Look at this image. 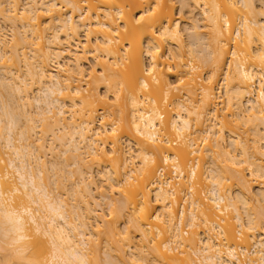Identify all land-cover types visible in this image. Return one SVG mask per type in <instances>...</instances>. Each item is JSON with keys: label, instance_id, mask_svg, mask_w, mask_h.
Returning <instances> with one entry per match:
<instances>
[{"label": "bare ground", "instance_id": "bare-ground-1", "mask_svg": "<svg viewBox=\"0 0 264 264\" xmlns=\"http://www.w3.org/2000/svg\"><path fill=\"white\" fill-rule=\"evenodd\" d=\"M17 1L0 0V19L11 25L9 30L14 34L9 40L12 43L8 42L4 37L7 34L0 26V68L4 69L0 76V144L6 156L4 158L0 152V252L9 258L5 263L96 264L99 261L96 247L89 245L97 230L95 227L104 222L105 235H110V238L121 235L120 240L129 242V251L134 247L130 246L131 226L143 244L144 240L150 243L149 246L153 244L151 250L155 262L149 264H264V240L258 237L255 240V236L247 231H258L257 234L264 235V210L261 212L263 208H257L253 211L248 206L251 201L248 198V202L246 197L252 195L249 175L255 181L262 179L259 182L264 185V163H257L259 159L254 156L256 160L253 161L249 154L251 145L234 129V126H239V119H247V124L256 126V129L251 127L256 133L252 136L258 138L252 139L253 143L256 145L264 140V22L253 15L257 12L256 5H262V0H180L179 7L173 5L172 0H31L32 4L29 2V7L25 8H20ZM7 5L12 6L7 9ZM183 24H187L185 30L191 32L187 44ZM82 32L84 42L80 40ZM86 65H89L88 70ZM202 68L209 75L198 84L194 71H205ZM221 71H224L225 108L229 110L225 114L233 112L232 116L236 118L234 125L227 119V114L223 113L225 116L219 119V109L215 106L216 77ZM27 79L38 85L39 95L36 97L28 94ZM101 89L109 101L100 99ZM6 90L12 91V97L15 95L11 101L8 100L10 105L4 100ZM180 93L188 96L186 100L189 103H184ZM16 96L19 97L16 99ZM111 101L116 107L110 106L113 107L110 110L107 103L111 105ZM28 106L30 109L34 106L32 112ZM168 106L175 111L170 112ZM98 112L102 114L101 119H108V113L113 122L118 119V127L111 120L109 125L100 122L97 125ZM205 115L206 119H203ZM201 119L211 120L212 124L205 127L208 121L201 123ZM243 121L241 123L246 120ZM201 124L205 130L201 129ZM40 126L41 129L43 127L40 133L44 136L40 135L35 141L31 134ZM226 129L232 143L234 141L236 155L220 143ZM161 130L164 131L166 145L169 144L166 135H171L175 138L172 145H179V148L166 147L163 142L158 145L162 140H159ZM192 130L206 134L202 133L205 135L202 141L209 139V135L217 137L213 145L212 142L207 143L205 152H214V148L225 156L228 164L241 168V164H246L245 169L250 171L248 176L240 167L239 172L232 169L224 172L220 162L213 158V166L206 170L205 177L209 180L203 192L206 197L205 194L204 198L194 197L190 193L194 190L191 182L197 180V173L203 169L198 166L199 162H192L189 155L199 151L200 157L204 158V151L201 148L193 150L196 140L194 136L192 138L195 135ZM124 135L128 137L129 150L135 142L133 147L137 146L136 151L141 158L140 166L135 169L127 167L135 156H129L127 153L131 151L120 147V139ZM46 137L51 143L48 148ZM179 141L182 143L178 144ZM261 145L256 147L255 153L264 158ZM47 151L57 158L49 162ZM125 153L129 161L124 158ZM158 155L159 159L163 158L164 165L171 163L177 178H184V169L189 166L185 179L188 178L186 182L191 184L189 194H186L191 200L188 207L181 204L177 214L176 207L173 209L171 205L176 201L171 198L178 194L174 193L175 185L174 188L164 187V183L155 186L157 165L153 162H158ZM88 158L97 164L105 163L98 176L102 175L108 181L105 182L106 190L96 184ZM197 167L201 172H197ZM138 171L141 178L135 175ZM61 178L68 181V185L71 183L69 193L63 192L66 189ZM233 179L239 185V192H247L238 193V196L225 192L224 181ZM133 180H137V184ZM52 183H59L56 190L62 189L61 192L72 196L75 203L70 202V198L64 199L62 193L58 195L53 188L56 185ZM126 185L134 186V190ZM152 185L155 187L151 194ZM115 190L121 193L119 199L115 201L116 197L111 196L114 201H109L108 193L113 194ZM260 190L264 201V187ZM95 194L104 202L109 201L110 222L93 208L91 203L102 208V203L96 202ZM121 195L123 198L120 199ZM176 198L180 200L181 197ZM152 202L157 210H154ZM241 206L246 215H243ZM127 209L132 213L126 218L130 224L127 229L130 230L124 228V236L116 225L125 217ZM9 210L19 218L18 223L9 225L3 218L2 214ZM218 212L233 213L237 226L229 220L231 215L228 220L224 217L218 221ZM165 215L169 216L165 220L170 231H165V224L159 223L165 222ZM200 217L205 226L209 223L201 238L193 229L199 224ZM92 219L96 221L94 226ZM165 223L166 230H169ZM183 223L191 228V235L181 230ZM236 227L240 228L239 234L245 233L242 245L237 243ZM153 228L154 233L151 231ZM164 232L168 235L170 232L168 239L167 236L162 238ZM217 234L224 237L226 242L221 241L225 242L224 247ZM195 235L200 243L196 242ZM249 237L254 242L247 250ZM121 248V254H126ZM142 251L138 258L132 251L129 257L145 264L147 254ZM112 259L115 258L109 254L102 263L116 264Z\"/></svg>", "mask_w": 264, "mask_h": 264}, {"label": "rangeland", "instance_id": "rangeland-1", "mask_svg": "<svg viewBox=\"0 0 264 264\" xmlns=\"http://www.w3.org/2000/svg\"><path fill=\"white\" fill-rule=\"evenodd\" d=\"M173 2H172V4L173 5H176L177 7H179V5L181 4L180 3V0H172ZM259 1V0H258ZM18 2V1H17ZM31 3V0L29 1V0H19V2H18V5H19V7L21 6H24L23 8H25V7H27L28 6V4L30 5V3ZM261 3V2H260ZM259 2L257 3V4H260ZM32 4V3H31ZM7 6H9V7H6L7 9H9V8H11V6L10 5H7ZM258 8H257V12L256 13H254L253 15L254 16H258V20H260L261 22H264V0H262V5L260 4V5H256ZM20 7V8H21ZM29 7V6H28ZM242 7V6H241ZM242 9H244V8H242ZM179 11V10H178ZM177 11V12H178ZM198 19H200V17L198 16L197 17ZM250 19H252V17H250ZM4 24V25H3ZM201 24V23H200ZM8 25H10V24H8ZM7 25V23L5 24V23H3V21H1V19H0V26L3 28V30L5 31V34H7L6 36H7V38H6V36H4L5 37V39H8V42H11V41H9V40H12L13 39V33H12V30H9L10 28H11V25L10 26H8ZM6 27V28H4V27ZM8 27V28H7ZM182 28H183V30H185V29H187L188 28V25L187 24H183V26H182ZM3 30H1V31H3ZM14 32H15V30H13ZM20 31H21V29H20ZM188 31H186L185 30V32L183 33L184 34V38H185V41H187L185 44H187L188 42H189V40H190V36H188V35H190L191 34V32H188ZM3 34H4V32H2ZM4 34V35H5ZM10 35V36H9ZM10 37V38H9ZM80 40L82 41V42H84V40H85V37H84V33L82 32V34H81V37H80ZM12 43V42H11ZM32 48V47H31ZM30 48V49H31ZM173 49H176V47L174 46L173 47ZM29 49H27V51H28ZM32 50V49H31ZM176 51V50H175ZM21 53H22V51H20ZM30 54V53H29ZM31 55V54H30ZM10 63V62H9ZM88 68H89V65H86V70H88ZM3 69V68H2ZM202 69H205V68H202ZM4 70V69H3ZM3 70H1V68H0V76H1V74L3 75V73H4V71ZM201 69H198V70H195L194 71V73H195V76H197L198 77V79H197V83L199 84V83H201L202 82V80H204L205 79V77H207L208 75H209V72L205 69V71L204 70H201ZM2 71H3V73H2ZM23 71H25V69H23ZM224 72V71H223ZM222 71L220 72V74H218V76L216 77V83H215V94H216V97H215V106H217L216 108L217 109H219V113H220V118L219 119H221V116L223 115V113L225 114V112H227V111H229V110H227V108H225V107H227V104L225 103L226 102V98H225V94H224V90H225V81H223V76H222V73H223ZM0 79H2L1 77H0ZM31 80V79H30ZM27 81H28V79H27ZM32 81V80H31ZM27 82V83H29L28 84V86H27V90H28V94L30 95V97H36L37 95H39L38 93V91H39V88H38V85H36V84H34V82ZM82 84L83 85H85V82L83 81L82 82ZM227 84V83H226ZM38 90V91H37ZM84 92H86L85 90H83ZM104 90L103 89H101V91H99L100 93H102L101 95H100V99L102 100V101H105V102H107V101H109L110 99L108 98V97H105V94H104V92H103ZM98 92V93H99ZM7 95H6V94ZM12 93V91L10 92V91H8L7 92V90L4 92V96L6 95V97H4V100H6L7 102H8V100H10L11 98L13 99V97L15 96H13L12 97V95L13 94H11ZM99 93V94H100ZM182 93V92H181ZM180 93V94H181ZM219 93V94H218ZM11 96H10V95ZM182 94H184L185 95V93H182ZM181 94V95H182ZM104 95V96H103ZM10 96V97H9ZM221 96V97H220ZM17 97H19V96H16L15 98L17 99ZM104 97V100L102 99ZM182 97H183V99L185 100L184 101V103H186V102H188L187 100H188V96H186L187 97V100H186V97H184L183 95H182ZM108 98L109 100H106V99ZM11 99V100H12ZM20 99V98H19ZM194 99V98H193ZM193 99H191L192 101H193ZM10 100V101H11ZM10 101L8 102L9 103V105H10ZM32 101H33V99H32ZM108 103H110V102H108ZM107 103V106L110 108V110L113 108V107H116L115 106V104L114 103H112V101H111V105L110 104H108ZM189 103V102H188ZM217 103V104H216ZM34 104V103H33ZM187 104V103H186ZM110 106H113V107H110ZM147 106V105H146ZM34 107V106H33ZM32 107V108H33ZM28 108H29V110H31V112H32V108L30 109V106H28ZM27 108V109H28ZM146 108V107H145ZM168 108H169V106H168ZM171 108V109H170ZM169 108V111L171 112V111H175V110H172L173 108L172 107H170ZM34 109H36V108H34ZM227 110V111H226ZM232 110V109H231ZM102 111H104V110H101V112ZM234 111V110H233ZM172 112V113H173ZM106 113H108V112H106ZM233 113V112H232ZM232 113H231V115L230 114H227L229 117L227 118L228 120H231V122H232V124L234 125V123H236V121H235V119L233 118V116H232ZM101 113L100 112H98L97 113V117H96V122H97V125H99V122L101 123V124H104V125H109L110 123H111V121H112V119H110V116L107 114H105L106 116H108V119H107V117H105V118H103V119H101L100 118V116L102 115H100ZM225 114V115H226ZM104 115V116H105ZM224 115V116H225ZM167 116V115H166ZM224 116H222V118L224 117ZM114 117V116H113ZM116 117V116H115ZM210 116H208L207 115V118H209ZM230 117H231V119H230ZM206 119V115H205V117H203V119ZM233 118V119H232ZM107 119V120H106ZM210 119V118H209ZM243 119V118H242ZM238 120V122H239V126L237 127V126H234V129H235V133L236 134H238L240 137H241V135L244 137H241L244 141L245 140H247V142H248V145L250 146L251 145V148L249 147V154H251V156L253 157H255L256 159L258 158L259 160H256L254 157H253V161H255L256 160V162L258 163V162H262V163H264L263 161H264V158H263V156L261 157V155H259V154H257V153H255V152H257L256 151V147L259 145H261V146H263L264 147V140H261L259 143H256V145L253 143V140L255 139H258L257 138V136H252V134H254V135H256V133L255 132H252V129H254L255 127H254V123H250V124H253V125H251L250 126V124H247L246 122H248V120L247 119H243V120ZM109 120H111L110 122H108ZM117 121V122H116ZM116 121H114L116 124H117V127H118V119L116 120ZM200 121H202L201 123H205V121H208V123H205L206 124V126L205 127H207L208 126V124L210 123V122H212L211 120H200ZM213 121H216V120H214L213 119ZM244 122V123H241V122ZM113 121H112V123H114ZM252 122V121H251ZM253 122H255V121H253ZM121 123H123V121H121ZM247 124L246 126L244 125V124ZM204 124V125H205ZM212 123H210V125H211ZM40 125V124H39ZM254 127V128H251V127ZM109 127V126H108ZM251 129H250V128ZM219 127H216V129H218ZM42 129H43V127H42ZM41 129V126L39 127V128H36V130H35V132H33L31 135V137L33 138V140H34V138H35V141L38 139V138H40L42 135L41 134H43V133H40V131L41 132H43V130ZM201 129L203 130H205V128H203L202 127V124H201ZM247 129V130H246ZM256 129V128H255ZM249 130H251V131H249ZM162 131V130H161ZM193 131V130H192ZM201 130H198V132L197 131H193L194 132V134L195 135H192V138H193V136H194V139L196 140H193V141H195V145H194V149L193 150H195V149H203V151H204V154H202V156L204 155V158H201L200 156L201 155H199L198 154V152H197V154H196V152H194L193 154H191V155H189V158L192 160V162H199V164H198V166L200 165V168L202 167V172H201V170H200V168L199 167H197V169H198V171L197 172H201L200 174L199 173H197L198 175V177H196L197 178V180H199V181H197V180H194L193 182H191V184H192V186H194V187H192V189H194V190H192V192H191V190H190V186H191V184L187 181L186 182V180L188 179H185L186 178V176H187V174H188V170H189V166H187L185 169H184V171H185V174L186 175H184V178H179L178 179V181H177V185H176V190L174 191V193L175 192H177L178 194H174V196L171 198L172 200H174V199H176V201L175 202H173L174 204H171L172 205V207H173V209H175V207H176V209L175 210H177L176 211V214H177V212H178V210H179V208H180V205L181 204H184L185 205V207L187 206H189V200H191V198L189 197V196H187L186 194H189V190H190V193L191 194H194L193 196L194 197H196V196H202V198H204V197H206V194L205 193H203L204 192V190L206 189V187L209 185L208 183V181H207V177H205V176H207V167H210L212 164H211V162H212V160H213V158H216L219 162H220V168H221V170H223L224 172H229V170H231V171H234V172H236L237 170H239V165H238V167L236 166V165H232V164H228V162H227V160H226V158H225V156L223 155V154H221V153H219V151H217V150H215L214 148H213V150H214V152H205L206 150H207V147H206V145H207V143H211L212 145L214 144V142H213V140L215 141V139H217V137L215 138V136L213 137V136H210L209 135V139H207L206 141H202L203 140V138L205 137V133L202 131V133H204V134H202L201 132H200ZM247 131V132H246ZM196 132V133H195ZM35 133H37V135L35 134ZM246 133V134H245ZM161 134H162V136H159L160 137V139L159 140H161L160 142H159V144L158 145H162L161 143L163 142V143H165V140L166 139H163V138H166L165 137V135L163 136V134H164V131H162L161 132ZM160 134V135H161ZM248 134V135H247ZM38 135H39V137H38ZM41 135V136H40ZM212 135V134H211ZM44 136V135H43ZM42 136V137H43ZM167 137H168V139H169V144H168V146L166 145L167 143H165V145H166V147H169V148H176L177 146H179V145H177V146H175V145H172V144H174V143H172L174 140H175V138L173 137V136H171V135H166ZM248 136V137H247ZM124 138V139H123ZM126 138H128L127 137V135H126V137H125V135L124 136H122L121 137V149H123V150H125V151H131V153L129 152V153H127L129 156H130V154H132L133 155V161L131 160V161H129L130 159L128 158L129 156H127V154H126V156L125 155H123V156H125L124 158H128V161H129V163H128V166L127 167H129V169L132 167V168H136V167H139L140 166V164L141 163H139V161H141L140 159V157H139V155L137 154V146H135V147H133L134 145H135V142H132V145H130V150H129V145H128V142L129 141H127V139ZM45 139H49L48 137H46ZM174 139V140H173ZM253 139V140H252ZM32 139H31V141H33ZM45 141V145L47 146V148H48V146H50L49 144H51L50 143V139L48 140V141ZM260 140V139H259ZM122 141H123V143H122ZM126 141V142H125ZM222 141V142H221ZM220 141V143L221 144H223L222 146H225V148H226V150L229 152L230 151V153L232 152V154L234 153L235 155L236 154H238V152L237 151H235L236 149L234 148V141H233V143H232V141H231V136H230V134L228 133V130L226 129V130H224V132H223V139ZM120 142V141H119ZM189 142V141H188ZM187 142V143H188ZM125 143V144H124ZM134 143V144H133ZM181 144L182 142L181 141H179L178 142V144ZM196 143H197V145H196ZM48 144V145H47ZM171 144V145H170ZM253 144V145H252ZM124 145V146H123ZM164 145V144H163ZM164 145V146H165ZM186 145V144H185ZM232 145V146H231ZM170 146H172V147H170ZM197 146V148H195ZM201 146V147H200ZM254 146V147H253ZM127 147H128V150H126L127 149ZM133 147V148H132ZM253 147V148H252ZM177 148H179V147H177ZM190 149H192V148H190ZM47 150H49V149H47ZM106 150H107V148H106ZM122 150V151H123ZM225 150V149H224ZM254 150V151H253ZM264 150V149H263ZM262 150V151H263ZM202 151V152H203ZM239 151V150H238ZM0 152H1V155L4 157V158H6V156H5V150L3 149V147H2V145L0 144ZM58 152H60V151H58ZM264 152V151H263ZM200 153V152H199ZM254 153L257 155H254ZM57 154H59V153H57ZM220 154V155H219ZM233 154V155H234ZM162 156V155H161ZM220 156V157H219ZM49 157V158H48ZM240 156H238V158H239ZM46 158H48L47 160H50L49 162H52L51 160H55V159H53V158H57V157H54L52 154H51V152L49 153L48 151H47V157ZM52 158V159H51ZM162 158V157H161ZM159 159V155H158V157H157V159H158V162H153V164H155V165H157V168H155V177H154V179H156V176H157V171H158V169L159 168H161V167H164L165 168V177H170L171 176V170H172V166H171V163H169L170 165H168V164H165L164 165V162H163V158L162 159ZM261 158V159H260ZM255 159V160H254ZM190 160V161H191ZM87 161H88V163H89V165H91L92 164V169H91V172H93L92 174H93V176L95 177V182H96V184L99 186V187H104V189L106 190V187H105V184H107L108 183V181L105 179V177H103L102 175V178H100L101 176H98V175H100L99 174V170H102L103 168H104V166H102V165H104L105 163H101V164H97V162H95V160L93 161V160H91V158L89 159H87ZM93 161V162H92ZM95 165H94V164ZM180 163H181V161H180ZM100 165V166H99ZM152 165V164H151ZM167 165V166H166ZM229 165H231V166H229ZM245 165V166H244ZM154 166V165H153ZM213 166V165H212ZM229 166V167H228ZM236 166V167H235ZM241 166H243L242 168L240 167V170L242 169V170H244V173H245V175H247L248 176V173L250 172H248V170L249 169H245V167L247 166L246 164H241ZM156 167V166H155ZM99 168V169H98ZM101 168V169H100ZM141 168V167H140ZM230 168V169H229ZM238 168V169H237ZM128 169V168H127ZM234 169V170H233ZM239 170V171H240ZM230 171V172H231ZM239 171H237V172H239ZM139 172L140 171H138V172H136L135 173V175L136 174H138L137 175V177H139V178H141V172H140V174H139ZM98 173V174H97ZM52 173H50V176H52L51 175ZM206 174V175H205ZM201 176V177H200ZM250 177H251V179H250ZM53 178V177H52ZM55 178V177H54ZM53 178V179H54ZM65 178V177H64ZM64 178H61V180L63 181V183H65V184H63L62 182H61V184L62 185H65L64 187H65V191H63V192H65V194H66V191L68 192V190H69V186H71V183H70V185H68L69 183H68V181H66V180H64ZM74 178V180H76L75 178L76 177H73ZM104 178V179H103ZM195 178V179H196ZM206 178V179H205ZM248 178V180L250 181L249 182V185H251L250 187H251V190H252V195H248V193H247V195L248 196H246L247 197V199L249 198L250 199V201H251V203H248V204H250V205H248V206H250L251 207V209L253 210V211H256L257 210V208H258V210H261L262 208V210H261V212H263V210H264V201L261 199L262 197V195H261V187L263 188L264 187V185H262V183L261 182H259V181H262V179H259V180H256L258 183H256V181L254 180L255 178L253 177V176H248L247 177ZM252 178H254V179H252ZM56 179V178H55ZM54 179V180H55ZM153 179V180H154ZM184 179V180H183ZM201 179V180H200ZM183 180V181H182ZM60 181V180H59ZM65 181V182H64ZM88 181H89V179H88ZM134 181V180H133ZM198 182V183H194V182ZM202 181H203V183H202ZM205 181H206V183H205ZM235 180L233 179V180H229V181H227V180H225L224 181V183L225 184H223V186L225 185V192H231L232 194H234V196H238V193H241V192H243V193H245V192H247V191H241V192H239L240 191V189H239V185H237V183L235 184V182H234ZM68 184H67V183ZM105 182H107V183H105ZM131 182V181H130ZM152 182V181H151ZM180 182V183H179ZM181 182H182V185L180 186V184H181ZM184 182V183H183ZM208 182V183H207ZM132 184H133V182H131ZM130 183V184H131ZM134 183H136L137 184V180H135L134 181ZM202 183V184H201ZM231 183H234V184H231ZM255 183V184H254ZM53 184V186L54 185H56V186H54L53 188H54V190H56V188L58 187V186H60L59 185V183H57V184H54V183H52ZM131 184V185H132ZM253 184V185H252ZM68 186V188H67V186ZM179 185V186H178ZM190 185V186H189ZM207 185V186H206ZM232 187H231V186ZM129 187L130 185H126V187ZM155 186H158V185H155ZM154 186V187H155ZM185 186V187H184ZM205 186V187H204ZM127 187V188H128ZM130 187H132V189H133V187L134 186H130ZM152 187H153V185H152ZM154 187L153 188H151V194H152V189H154ZM171 187H173L174 188V186H171ZM63 188V187H62ZM189 188V189H188ZM70 189H71V187H70ZM188 189V190H187ZM231 190V191H228V190ZM61 190L62 189H57L56 191H57V194L59 195L60 193H62V195L64 196L65 194L63 193V192H61ZM134 190V189H133ZM182 190V191H181ZM59 191V192H58ZM129 191H130V189H129ZM223 191H224V189H223ZM116 190L113 192V194H112V192L110 193H108V196H109V198L111 199H109V201H112L115 197V201H116V199H119V195L121 194V193H118V192H116ZM69 193V192H68ZM115 193V194H114ZM202 193V194H201ZM98 194V193H97ZM97 194H95L96 195V197H95V199L97 200L98 199V201H96V202H99V203H102L101 205V207L102 208H99V207H97L94 203H91L92 204V206H93V208L94 209H97V213H99L98 215H101L102 216V218L104 219V220H107V221H109L110 222V219H111V215H110V208L107 206V202H109V201H103L100 197H98L97 196ZM198 194V195H197ZM200 194V195H199ZM204 194H205V196H204ZM254 194H255V196H254ZM113 195H115V196H113ZM179 195V196H178ZM186 195V196H185ZM114 197L113 199H112V197ZM185 196V197H184ZM204 196V197H203ZM251 196H254V197H251ZM72 196H69V194H67V195H65V197H64V199L65 198H67V199H69V201L70 200H72V201H70V202H74V199H73V197L71 198ZM176 197H181V198H179L180 200H178V198H176ZM188 197L190 198V199H188ZM121 198H123L122 197V195L120 196V199ZM174 198V199H173ZM185 200H184V199ZM193 198V197H192ZM254 199V201H255V203H254V201H253V204H252V200ZM78 199H80V198H78ZM249 199H248V202H250L249 201ZM252 199V200H251ZM83 200V199H82ZM86 200H87V198H86ZM113 200V201H114ZM184 200V201H183ZM262 200V201H261ZM187 201V202H186ZM189 201V202H188ZM258 201V202H257ZM260 201V202H259ZM81 202V203H80ZM91 202V201H90ZM92 202H93V200H92ZM184 202V203H183ZM75 203V202H74ZM79 203H80V205H81V207H82V201H80L79 200ZM98 203V204H99ZM154 202H152V205L154 206V210H157V206L155 205V204H153ZM177 203V204H176ZM253 205V206H252ZM156 206V207H155ZM178 206V207H177ZM97 207V208H96ZM109 209H108V208ZM102 209H104V210H102ZM241 209H242V212H243V215H246V211H245V209H244V207L243 206H241ZM131 209H127V211L125 212V217H123V219H121L120 221H119V224H117L116 225V227L118 228V230L120 231V233L121 232H123L124 233V228H126V230H130V229H132L131 231H133L132 232V236L130 237L131 239H130V242L132 243H130V246L131 247H133L132 248V250H130L129 251V249H128V247H129V242L128 241H126L125 239L122 241V240H120V239H122V236L120 237H112L111 236V238H110V235H108V234H106L105 235V233H106V224L104 225L103 223L99 226V227H95V228H97V230L96 229H94V231H95V235H94V237H92L91 238V245H89L90 247H96L95 249H96V251H97V258H98V264H101L102 262H104L103 260L106 258V256L107 255H109L110 254V257L111 258H115V259H112L113 261H114V263H116V264H118L120 261V263L119 264H121L122 263V261H124V263H126V264H144V261H134L135 260V258H138V256L139 255H141L139 252L143 249V251H145V257H146V261H145V264H149V262L150 263H153L152 261H154L155 262V260H153L155 257L153 256V251L151 250L152 248L151 247H153V244H151V246H149L150 245V243H146V241L144 240V242H145V244H147L148 246H149V248H146V246L147 245H145V244H143V240L139 237V234H138V232H135L134 230L135 229H133V227L131 226V228L130 229H127V227H129L130 226V224H128V221L129 220H127L128 218H129V216L131 215V211H130ZM128 212V213H127ZM229 212H230V210H229ZM258 212H260V211H258ZM126 213H127V215H126ZM130 213V214H129ZM219 213V212H218ZM231 213V212H230ZM224 213H219L218 214V217H217V220L218 221H220V218H224L225 220H228V218H230L229 220H231V222L233 223L234 222V219H233V213L232 214H228V212H227V214H226V212H225V214L223 215ZM104 215H105V217H104ZM228 215V216H227ZM231 215V216H230ZM168 217V219H169V216L168 215H165L163 218H164V220L166 219V220H168L167 219V217ZM230 216V217H229ZM202 217V216H201ZM201 217H200V219H199V226L197 225V226H195L193 229L195 230V232H197V234H198V236H199V238H201L202 236H203V234H202V232H204L206 229V226L208 227V224L206 223V226H205V224H204V220L203 219H201ZM127 218V219H126ZM176 218V217H175ZM203 218V217H202ZM100 219V218H99ZM103 219H100V220H103ZM205 219V218H204ZM221 219V222H222V224H224V222L225 221H223ZM123 220V221H122ZM165 220V222H167V224H168V221H166ZM201 220H202V222H203V225H202V222H201ZM127 221V222H126ZM175 221H176V219H175ZM92 223H93V226L95 225V220H93L92 219V221H91ZM162 223V222H159L160 224H162V226H163V224H165V231H170V227L168 228V226H169V224L167 225V229H169V230H166V223ZM174 222V221H173ZM91 223V224H92ZM99 223V222H98ZM98 223H96V224H98ZM106 223V222H105ZM123 223V224H122ZM127 223V224H126ZM236 221L234 222V224L236 225ZM125 224V225H124ZM185 224V225H184ZM127 225V226H126ZM183 225V227L181 228V230L183 229V230H185V232L187 231V232H189V234L191 235V228H188V226H186V223H183L182 224ZM186 226V227H185ZM203 226H204V228H203ZM237 226V225H236ZM197 227V228H196ZM200 227H202V229L200 228ZM238 228V229H237ZM100 229V230H99ZM205 229V230H204ZM236 236H237V238L238 239H236L237 240V243L239 244L240 242H241V244L240 245H242L244 242H243V239H245V233L243 234H239V232H238V230L240 229L239 227H236ZM153 230H155L154 228L151 230L153 233L155 232V231H153ZM202 230V231H201ZM261 230V229H260ZM130 231V232H131ZM242 231V230H241ZM248 231V233L249 234H253V236H255V240H257V237H258V239H261L262 238V240H264V235H262L260 232L257 234V232L258 231H253V230H247ZM104 232V233H103ZM99 233V234H98ZM126 233V232H125ZM125 233L124 234H122V235H124L125 236ZM136 233V234H135ZM200 233H201V236H200ZM215 233V232H214ZM217 233V232H216ZM215 233V234H216ZM166 234V235H165ZM187 235V236H190V235ZM261 234V235H260ZM127 235V234H126ZM135 235V236H134ZM169 235H170V232H169ZM168 234H167V232L165 233L164 232V234H163V239L167 236V239H168V237H170ZM218 235V234H217ZM260 235V236H259ZM162 236V235H161ZM161 236H159V239L160 240H163L162 238H160ZM165 236V237H164ZM186 236V235H185ZM196 236V235H195ZM198 236H196L195 237V240H196V242L198 241ZM218 237H221V240H219L220 238H218V240H219V242L222 244V246L224 247V244H225V240H224V237L223 236H221V235H218ZM112 238H114V239H112ZM117 238V239H116ZM124 238V237H123ZM139 238V239H138ZM197 238V239H196ZM242 238V239H241ZM116 239V240H115ZM135 239V240H134ZM158 239V238H157ZM166 239V238H165ZM249 239V244H248V246L246 245V249L248 250L249 248L251 249L252 247L251 246H253V240L254 239H252V237H249L248 238ZM29 240H33V238H29ZM142 240V241H141ZM225 241L224 242V244L222 243L223 241ZM241 240V241H240ZM126 241V242H125ZM222 241V242H221ZM250 241H251V243H250ZM124 243V244H123ZM139 243H140V245H139ZM198 243H200L199 241H198ZM126 244V245H125ZM128 244V245H127ZM133 245V246H132ZM122 246V248H124V250H125V253L127 254V257H126V254H121V252H120V247ZM124 246V247H123ZM142 246V247H141ZM144 246V247H143ZM173 246H175L174 244H173ZM248 247V248H247ZM121 248V249H122ZM126 248V249H125ZM142 248V249H141ZM39 249H40V251L42 250V248H41V246L39 247ZM115 249H117L116 251H115ZM119 249V250H118ZM134 249V250H133ZM148 249V250H147ZM181 249V248H180ZM179 249V250H180ZM29 250H32L31 248L29 249ZM103 250H104V252H103ZM111 250V251H110ZM178 250V251H179ZM99 251V252H98ZM110 251V252H109ZM131 251L135 254V258L132 260L131 259V257H129L130 256V254L129 253H131ZM142 251V252H143ZM147 251V252H146ZM176 252H178L177 250H175ZM251 251V250H250ZM42 252V251H41ZM103 252V253H102ZM116 252H118V254L116 253ZM1 254H0V264H3V263H5V261L7 260V259H9V258H6L5 257V255L3 256V254H2V252H0ZM104 253H108L107 255L106 254H104ZM120 253V254H119ZM152 253V254H151ZM137 254V255H136ZM112 255V256H111ZM245 255H248L249 256V254L247 253V252H245ZM3 256V257H2ZM118 256H120V257H118ZM137 256V257H136ZM105 257V258H104ZM126 257V258H125ZM130 259H129V258ZM152 257V258H151ZM194 258H196L195 256H193ZM127 258L129 259V260H127ZM5 259V260H4ZM117 259V260H116ZM121 259V260H120ZM123 259H125V260H127L126 262H125V260H123ZM131 260V261H130ZM101 261V262H100ZM130 261V262H129ZM128 262V263H127ZM140 262V263H139ZM147 262V263H146ZM94 263V262H93ZM96 263V264H97ZM124 263H122V264H124ZM6 264V263H5ZM8 264V263H7ZM103 264V263H102Z\"/></svg>", "mask_w": 264, "mask_h": 264}, {"label": "built area", "instance_id": "built-area-1", "mask_svg": "<svg viewBox=\"0 0 264 264\" xmlns=\"http://www.w3.org/2000/svg\"><path fill=\"white\" fill-rule=\"evenodd\" d=\"M179 178L176 177L175 173H173V170H171V176L170 177H165V168L161 167L157 171V176L155 179V185H161L164 183V187L170 188L172 185L176 187L177 181ZM165 182H168V185H165Z\"/></svg>", "mask_w": 264, "mask_h": 264}, {"label": "clouds", "instance_id": "clouds-1", "mask_svg": "<svg viewBox=\"0 0 264 264\" xmlns=\"http://www.w3.org/2000/svg\"><path fill=\"white\" fill-rule=\"evenodd\" d=\"M2 216L7 221V223L9 225H13V224L18 223L19 218L13 216L12 210H9L8 212L3 213ZM69 255H71V254H69Z\"/></svg>", "mask_w": 264, "mask_h": 264}, {"label": "snow or ice", "instance_id": "snow-or-ice-1", "mask_svg": "<svg viewBox=\"0 0 264 264\" xmlns=\"http://www.w3.org/2000/svg\"><path fill=\"white\" fill-rule=\"evenodd\" d=\"M141 19H143V17L141 16ZM262 95H264V93H262Z\"/></svg>", "mask_w": 264, "mask_h": 264}]
</instances>
